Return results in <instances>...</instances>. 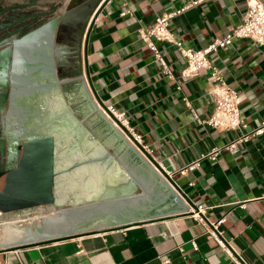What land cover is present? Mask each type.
Listing matches in <instances>:
<instances>
[{
	"label": "crops",
	"instance_id": "obj_1",
	"mask_svg": "<svg viewBox=\"0 0 264 264\" xmlns=\"http://www.w3.org/2000/svg\"><path fill=\"white\" fill-rule=\"evenodd\" d=\"M194 1L110 0L88 38L90 89L106 108L124 114L141 136L148 157L169 174L207 222L216 225L225 245L245 264H264V135L239 146L238 152L223 150L240 131L211 129L194 118L213 114L209 71L183 78L185 61L176 48L155 42L173 75L169 79L139 39V31L151 27L157 17L184 9L170 21L169 32L184 47L203 49L242 23L249 0L192 5ZM210 60L237 92L240 117L252 131L264 120V47L250 40L234 41ZM216 149L214 160L202 158ZM196 161V169L178 174ZM209 230L199 214L178 216L1 251L0 264H234L209 238Z\"/></svg>",
	"mask_w": 264,
	"mask_h": 264
},
{
	"label": "water",
	"instance_id": "obj_2",
	"mask_svg": "<svg viewBox=\"0 0 264 264\" xmlns=\"http://www.w3.org/2000/svg\"><path fill=\"white\" fill-rule=\"evenodd\" d=\"M109 1L0 4V252L191 214L213 229L90 89Z\"/></svg>",
	"mask_w": 264,
	"mask_h": 264
},
{
	"label": "built area",
	"instance_id": "obj_3",
	"mask_svg": "<svg viewBox=\"0 0 264 264\" xmlns=\"http://www.w3.org/2000/svg\"><path fill=\"white\" fill-rule=\"evenodd\" d=\"M206 0H195L192 5H198ZM246 5V11L242 19V23L233 28L224 37L213 40L203 49L194 50L184 47L182 43L176 41L175 38L169 32L170 21L177 16L181 11L168 13L159 16L154 21L153 25L147 29H141L139 31V39L141 43L151 52L155 61L161 68V73L169 79H172L171 71L165 62L164 56L155 45V42H162L173 45L179 56L185 61V68L181 71V75L185 79L193 78L197 75L199 70L209 71L212 82V95H213V114L210 117L200 120L194 115L197 123L205 125L211 129L220 131H240L239 136L222 147L223 150L229 153L238 152L239 146L248 142L254 137L264 135V120L261 121L252 131L247 130L246 122L240 117L239 108L237 105V92L229 87L217 69L211 63V56L226 47L233 44L234 41L250 40L252 43L259 47H264V3L258 0H249ZM129 14V11L122 13L121 15ZM186 106L189 107L188 102L185 101ZM108 111H102L103 114L111 120V122L119 129L124 137L130 144L137 143L141 145V136L137 135L130 127L129 122L125 118L123 113H118L112 107L106 108ZM111 115L113 119L109 116ZM115 121H117L121 127H119ZM122 128V129H121ZM125 131L131 137L125 134ZM134 142V143H133ZM218 149L212 151L207 155H203L202 158L215 159ZM198 161L193 162L178 170L179 175H185L188 171L196 169ZM167 175H169L167 173ZM213 229L209 230L208 236L215 240L217 245L226 251L227 255L235 262L234 264H245L240 257H238L227 244L222 237H220L216 225H212ZM227 248V249H226ZM196 250V246L194 245ZM163 264H168V261H164Z\"/></svg>",
	"mask_w": 264,
	"mask_h": 264
},
{
	"label": "flooded vegetation",
	"instance_id": "obj_4",
	"mask_svg": "<svg viewBox=\"0 0 264 264\" xmlns=\"http://www.w3.org/2000/svg\"><path fill=\"white\" fill-rule=\"evenodd\" d=\"M17 0H4V1H0L1 3V6L2 7H6V6H9V5H11V4H13V3H15ZM5 245V244H4ZM3 245V246H4Z\"/></svg>",
	"mask_w": 264,
	"mask_h": 264
}]
</instances>
